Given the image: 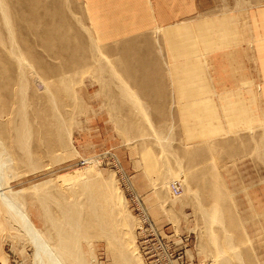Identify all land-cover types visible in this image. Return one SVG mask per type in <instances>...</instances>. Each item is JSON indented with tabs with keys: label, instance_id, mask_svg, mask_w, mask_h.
Masks as SVG:
<instances>
[{
	"label": "rangeland",
	"instance_id": "1",
	"mask_svg": "<svg viewBox=\"0 0 264 264\" xmlns=\"http://www.w3.org/2000/svg\"><path fill=\"white\" fill-rule=\"evenodd\" d=\"M32 1L6 6L14 25L25 17L17 28L28 45L16 48L44 84L21 69L31 81L25 115L15 100L0 112V152L12 161L3 162L6 190H21L41 234L72 221L87 264H264V68L254 36L264 20L253 17L264 16V0ZM2 22L0 81L10 84L18 71ZM48 25L63 35L53 52L32 31ZM27 118L31 155L16 139ZM35 259L0 199V264Z\"/></svg>",
	"mask_w": 264,
	"mask_h": 264
},
{
	"label": "bare ground",
	"instance_id": "2",
	"mask_svg": "<svg viewBox=\"0 0 264 264\" xmlns=\"http://www.w3.org/2000/svg\"><path fill=\"white\" fill-rule=\"evenodd\" d=\"M15 0H0V14L3 18V27L6 28V30H9L10 31V43L11 44H14V46L11 48V50L9 51V57L12 56V61L15 60L16 64H17V68L14 66L13 68H16V71L17 72V79L15 81H13L12 83L10 84H6L2 81H0V95H4L6 96V99L9 100V103H5L2 104L0 103V112L3 111V109L6 110V107H8V104L11 103L10 100H15L14 104L16 103L17 106H18V113L21 114L22 116L25 115V113H21L20 109H21V105H24L23 106V109L26 110V100H25V97H26V94L28 93V90L31 88V81L28 80V75H26V71L25 73L22 72V70H24L25 68H29V71L30 73L32 74V77L34 78V80H32V83L34 84V81H35V84L37 85H42L44 84V82L42 80H40L37 75L38 73L35 72L32 67H30L26 62L25 60L19 56L20 53H19V49L16 48L17 45H20L19 43H26L27 41L26 40H22L20 38V35L22 34V30H19L18 25L20 23H22V20H24L23 18V15L20 16L22 17L21 19L17 20V23L14 25V23L12 22V17H11V12H10V8L8 6H6V2H11L13 3ZM17 1H22V0H17ZM14 2L16 4H19L20 6V3L19 2ZM36 0H33L31 2V4H34L36 3L35 2ZM29 2V1H28ZM22 3V2H21ZM24 3V2H23ZM30 4V5H31ZM12 5V4H11ZM15 5V4H14ZM22 5V4H21ZM24 5V4H23ZM22 5V7H23ZM27 5V4H26ZM41 5V4H40ZM29 6V4H28ZM32 6V5H31ZM18 7V6H16ZM21 7V6H20ZM40 7V6H39ZM25 8V6H24ZM30 9H32L31 11H33L34 9L32 7H29ZM41 8V7H40ZM13 9V7H12ZM11 9V10H12ZM27 9V7H26ZM29 9V10H30ZM39 9V8H38ZM23 10V8H22ZM21 10V11H22ZM24 11H27L24 9ZM30 12V11H29ZM27 12L28 14H32L31 12L29 13ZM26 14V12H23ZM22 13V14H23ZM20 15V14H19ZM27 15V14H26ZM33 15V14H32ZM28 16V15H27ZM26 16V17H27ZM30 17V16H29ZM28 17V18H29ZM67 18V17H66ZM30 19V18H29ZM28 19V20H29ZM25 22V21H24ZM27 22V20H26ZM25 22V23H26ZM64 22V21H63ZM35 23V22H34ZM24 24V23H22ZM21 24V25H22ZM28 26L30 25L29 23H27ZM37 23H35L36 25ZM26 25V24H25ZM38 25V24H37ZM34 26V25H33ZM55 26V25H54ZM30 27V26H29ZM62 27V25L60 26ZM59 27V29H60ZM22 28V27H21ZM33 28V27H32ZM31 28V29H32ZM35 29L37 30H32V31H35L33 33L37 34V38L39 40H42L43 44L45 46H48L47 49L49 48V51H52L53 52V49L55 48V44L56 43H59L57 42L58 40L60 41L61 37L63 36L62 34H60L59 32H54L53 31V27L52 26H44V27H39L40 29H42L44 31H41L38 26L37 27H34ZM58 29V28H57ZM23 30H25L23 28ZM63 30H64V33L66 32L68 34V29L67 27L64 25L63 27ZM61 29L58 30L60 32L63 31ZM1 31V30H0ZM28 31V30H27ZM53 31V32H52ZM57 31V30H56ZM31 32V30L29 31ZM63 33V34H64ZM27 34V33H26ZM31 34V33H30ZM34 34V35H35ZM65 38L67 37V35L65 34L64 36ZM34 39V37H32ZM63 38V37H62ZM36 39V38H35ZM35 39H34V42H35ZM63 40V39H62ZM33 42V41H32ZM0 43L4 45V42L3 41V38L1 37L0 35ZM36 43V42H35ZM129 44H131L130 42H128ZM128 43H127V46H128ZM9 44V43H8ZM23 44V46H24ZM30 44V43H29ZM39 44V42H38ZM42 44V45H43ZM6 45V44H5ZM4 45V46H5ZM28 45V44H27ZM27 45L25 44V46L27 47ZM59 45V44H57ZM125 45V44H124ZM132 45V44H131ZM7 46V45H6ZM24 46V47H25ZM32 46V45H31ZM126 46V48H127ZM20 47V46H19ZM39 47V46H38ZM135 47V46H134ZM16 48V49H15ZM21 48V47H20ZM53 48V49H52ZM110 48V47H109ZM108 48V49H109ZM113 48V47H112ZM116 48V47H114ZM125 48V46H124ZM36 49V48H35ZM128 49V48H127ZM6 50V49H5ZM23 50V49H21ZM112 50V49H111ZM131 49H129L130 51ZM31 51H35V50H32ZM30 51V52H31ZM41 51V50H40ZM43 51V50H42ZM24 52V51H23ZM26 52V51H25ZM57 51H55L56 53ZM62 52V51H61ZM26 53L30 54L29 51H27ZM34 54V53H32ZM42 54V53H41ZM44 54V53H43ZM42 54V55H43ZM54 54V53H53ZM57 54V53H56ZM51 55V54H50ZM61 55V53H60ZM59 55V56H60ZM24 56V55H23ZM31 56V54L29 55ZM45 56V54L43 55ZM42 56V57H43ZM47 56V55H46ZM45 56V57H46ZM33 57V55H32ZM31 57V58H32ZM35 58V57H34ZM44 58V57H43ZM49 58V57H48ZM51 58V57H50ZM45 59V58H44ZM58 60V59H56ZM143 60V59H142ZM141 61V60H140ZM145 62V61H144ZM101 68H106L107 67V64H100ZM20 72H19V70ZM22 69V70H21ZM32 70V72H31ZM45 73V72H44ZM1 74V73H0ZM40 76V75H39ZM36 77V78H35ZM0 79H3V78H0ZM4 81V80H3ZM43 83V84H42ZM36 87V86H35ZM39 87V86H37ZM40 88V87H39ZM48 88V87H47ZM47 88L45 90H47ZM38 89V88H37ZM43 89V88H42ZM39 90V89H38ZM9 91H12V94L9 92ZM6 92V94H5ZM44 92V91H43ZM48 91H46L47 93ZM28 95V94H27ZM52 99L55 101V99L52 97ZM51 99V100H52ZM54 101L51 103H54ZM1 102V101H0ZM55 104V103H54ZM57 110L54 109L53 111V120L54 121H58V116H60V114H58V111L55 112ZM55 112V113H54ZM24 114V115H23ZM25 118V117H24ZM28 118L26 119V122H24L25 124L23 125L24 127H20L18 128V130H16V139L19 140V143L21 145H23L22 147V151L24 153H26L27 155H31V152H30V147L29 144H28V141L26 140L29 136V131H28ZM59 122V121H58ZM61 123V122H60ZM63 122L60 124V126H58V136L62 135L63 137H65L64 135L67 134L66 133V127L62 125ZM9 126V125H8ZM11 127V126H9ZM25 128V129H24ZM44 130V129H43ZM10 132V131H9ZM47 137H50V135L48 134V131H46V133H44ZM5 138V136H4ZM65 139V138H64ZM49 140V139H48ZM3 141V140H2ZM1 145L3 146L2 148H4L5 144L4 142L2 143L0 141ZM24 146H27V147H24ZM5 156V151H1L0 152V199L3 201V204L8 212V215L10 216V218L12 219L13 223L19 228L21 229L22 232H24L29 238L30 240L32 241V243L34 244L35 246V249H36V259H35V264H87V262L84 260V255L82 253V250H81V246H80V243H79V236L77 234V232L75 230H69V228L71 229L72 227V221L68 220V219H64V221H60V222H57L54 221L52 222L51 226L54 228L52 231L54 233V236L53 238H46L45 236H43L41 234V232L38 230V228L36 227V225L33 223L31 217L29 216V214L26 212V208H25V202H24V197H21L22 195L20 194L21 193V190L20 191H12L9 189V191L6 190L5 186H6V177H10L12 178V174L10 173L11 171L9 170L8 174H6L5 171L6 170V167L3 165L4 163L3 162H6V163H9L11 164L12 166V161L10 160L9 157H5V159L3 158ZM9 166V168L11 167ZM8 169V168H7ZM36 189H39V193L45 189L44 185H41L40 184V187L39 188H36ZM176 189H177V192L179 191V189L174 186V190L176 192ZM24 190V189H23ZM22 190V192H23ZM25 193V192H24ZM178 194V193H177ZM21 195V196H20ZM44 206H47V203L44 202L43 203ZM46 210H48L47 208H45ZM70 210V208H69ZM68 211V210H67ZM48 214L50 216H52L50 214V212L48 211ZM6 215V214H5ZM65 215V214H64ZM72 219H76L75 216L72 217ZM10 220V219H9ZM50 220L52 221L53 220V216L50 218ZM49 220V221H50ZM76 221V220H75ZM77 222V221H76ZM51 228V227H50ZM80 228V227H79ZM137 261V260H136Z\"/></svg>",
	"mask_w": 264,
	"mask_h": 264
},
{
	"label": "crops",
	"instance_id": "3",
	"mask_svg": "<svg viewBox=\"0 0 264 264\" xmlns=\"http://www.w3.org/2000/svg\"><path fill=\"white\" fill-rule=\"evenodd\" d=\"M263 10H259L258 12H253V17H255L254 19H255V21L256 22H259V21H262V20H264V16H263ZM261 18V19H260ZM264 24V23H263ZM172 25V24H171ZM169 26V25H168ZM254 36H256V38H257V40L255 39V45H256V49H257V54H258V56L261 54L262 56H261V58H260V60H261V62L263 63L262 64V66L261 65H258V68H260L261 69V67H263L264 68V34H263V36H262V38L261 39H259V35L257 36V34H255L254 33ZM263 88H264V86H263ZM207 99H209V98H207V97H205L204 96V98H203V100H207ZM195 99L194 98H192V100H190V101H188L187 102V104L188 105H191L192 104V102L194 101ZM193 105V104H192Z\"/></svg>",
	"mask_w": 264,
	"mask_h": 264
},
{
	"label": "built area",
	"instance_id": "4",
	"mask_svg": "<svg viewBox=\"0 0 264 264\" xmlns=\"http://www.w3.org/2000/svg\"><path fill=\"white\" fill-rule=\"evenodd\" d=\"M176 192H177V189H176Z\"/></svg>",
	"mask_w": 264,
	"mask_h": 264
}]
</instances>
